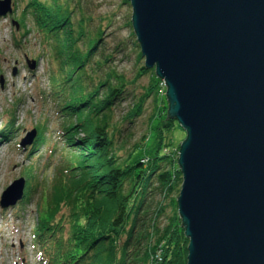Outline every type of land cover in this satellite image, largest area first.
Listing matches in <instances>:
<instances>
[{
  "label": "trees",
  "instance_id": "16d2710c",
  "mask_svg": "<svg viewBox=\"0 0 264 264\" xmlns=\"http://www.w3.org/2000/svg\"><path fill=\"white\" fill-rule=\"evenodd\" d=\"M15 3V8L22 4L21 38L24 45L33 42L37 60L45 61L46 98L61 121L54 172L37 180L26 168L29 191L38 194L32 232L37 264H186L188 240L177 213L178 196L172 198L181 172L166 154L171 145L163 134L176 121L166 120L165 107L158 111L154 70L143 65L132 79L119 72L114 61L122 44L111 49L104 40L113 22L96 20L87 0ZM132 45L139 49L137 41ZM137 58L142 60L140 52ZM148 73L150 83L135 97L134 85ZM151 97L156 109L148 132L130 145L131 126ZM128 99L129 107L119 113ZM157 116L160 122L154 124ZM40 125L43 136L33 150L45 142L46 125ZM152 132L155 146L147 150L145 138Z\"/></svg>",
  "mask_w": 264,
  "mask_h": 264
},
{
  "label": "water",
  "instance_id": "95a60500",
  "mask_svg": "<svg viewBox=\"0 0 264 264\" xmlns=\"http://www.w3.org/2000/svg\"><path fill=\"white\" fill-rule=\"evenodd\" d=\"M12 1L0 0V18ZM129 3L144 66L166 87L167 119L186 134L177 199L186 264H264V0ZM25 186H8L0 209L22 201Z\"/></svg>",
  "mask_w": 264,
  "mask_h": 264
},
{
  "label": "rangeland",
  "instance_id": "374dc122",
  "mask_svg": "<svg viewBox=\"0 0 264 264\" xmlns=\"http://www.w3.org/2000/svg\"><path fill=\"white\" fill-rule=\"evenodd\" d=\"M12 3V15L0 18V132L9 128L8 134L0 137V197L15 180L24 178L27 182L29 175L26 173V168L33 169V176L37 180L40 177L50 176L57 164V151L62 145V138L58 135L61 121L56 119L53 104L46 98L45 61L37 60L38 49L33 46V42L24 45V39L21 38L23 33L20 31L21 27L18 22L22 4L15 8V0ZM87 8L96 20L97 18L112 20V26L104 33V35H109L104 38L105 43L111 49L116 44H122L123 52L117 55L114 65L119 72L132 79L137 70L144 65V59L138 61L140 49L132 45L136 42V38L135 36L134 39L131 38V33L134 32L131 26L128 27L132 15L129 1L87 0ZM12 21L19 24L18 30L12 26ZM29 38L27 37V40ZM26 59L37 62L34 71L28 69ZM150 81L151 73L142 76L137 81L133 87L135 97H140L145 92ZM157 81L160 97L158 111L165 112L163 108L165 107L166 120H168L166 87L162 81L158 79ZM130 103L129 99L123 102L118 112L125 110ZM154 104L152 97L145 101L143 113L131 126L130 145L139 142L142 136L147 134L150 119L156 109ZM153 122L157 124L160 118L158 117ZM44 123L46 125L45 142L33 150L38 137L43 136V127H40V124ZM171 129H165L163 132L166 142L169 141L171 145L166 154L178 163L179 148L186 134L177 122ZM33 130H36L38 134L33 144L22 149L19 146L21 140ZM154 134L152 132L145 138L147 150L155 146ZM28 153L32 155L28 156ZM29 189L27 182L22 202L8 209H0V264H37L38 254L35 250L32 232L38 219L36 208L38 194L36 192L31 194ZM179 192L178 194L173 193L172 198L179 197ZM171 211L172 208H167L166 216H169ZM133 224L132 221V226Z\"/></svg>",
  "mask_w": 264,
  "mask_h": 264
},
{
  "label": "built area",
  "instance_id": "2783aa9c",
  "mask_svg": "<svg viewBox=\"0 0 264 264\" xmlns=\"http://www.w3.org/2000/svg\"><path fill=\"white\" fill-rule=\"evenodd\" d=\"M163 82V81H162ZM163 84H164V82H163Z\"/></svg>",
  "mask_w": 264,
  "mask_h": 264
}]
</instances>
